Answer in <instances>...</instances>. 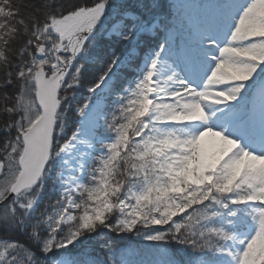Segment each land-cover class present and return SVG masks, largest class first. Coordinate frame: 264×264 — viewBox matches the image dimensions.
Here are the masks:
<instances>
[{"label": "snow or ice", "instance_id": "snow-or-ice-1", "mask_svg": "<svg viewBox=\"0 0 264 264\" xmlns=\"http://www.w3.org/2000/svg\"><path fill=\"white\" fill-rule=\"evenodd\" d=\"M0 264H264V0H0Z\"/></svg>", "mask_w": 264, "mask_h": 264}, {"label": "trees", "instance_id": "trees-1", "mask_svg": "<svg viewBox=\"0 0 264 264\" xmlns=\"http://www.w3.org/2000/svg\"><path fill=\"white\" fill-rule=\"evenodd\" d=\"M133 239L135 240L136 238H135V237H133Z\"/></svg>", "mask_w": 264, "mask_h": 264}]
</instances>
